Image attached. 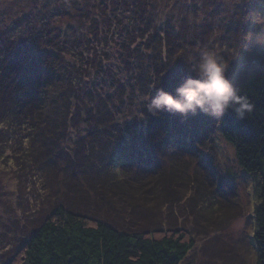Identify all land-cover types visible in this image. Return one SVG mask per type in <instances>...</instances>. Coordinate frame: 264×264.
<instances>
[{"label":"trees","instance_id":"16d2710c","mask_svg":"<svg viewBox=\"0 0 264 264\" xmlns=\"http://www.w3.org/2000/svg\"><path fill=\"white\" fill-rule=\"evenodd\" d=\"M25 1L0 45V264H186L216 204L188 170L216 136L255 179L264 264V72L234 84L243 120L154 116L145 99L174 93L201 50L233 80L234 17L209 0Z\"/></svg>","mask_w":264,"mask_h":264},{"label":"rangeland","instance_id":"374dc122","mask_svg":"<svg viewBox=\"0 0 264 264\" xmlns=\"http://www.w3.org/2000/svg\"><path fill=\"white\" fill-rule=\"evenodd\" d=\"M208 2L224 19L229 20L232 16L236 20L233 26L234 29L237 28L236 35L243 43L244 52L238 60L233 84H239L255 74L264 72V21L256 16L257 13L264 15V0ZM0 4L2 45L9 36L10 28L21 21L23 16L26 17L29 6L25 0H0ZM242 13L245 16L240 17ZM240 29L241 31H238ZM22 30L23 28L20 29ZM12 31L14 30H11V35L14 34ZM215 138L214 143L199 146L202 157L199 156L188 170L190 174L202 175L208 180L206 185L211 188L216 204L210 208L213 214L208 221L199 217L198 224L194 223L192 237L196 246L186 264H257L254 215L259 202L256 195L257 186H254L255 179L238 165L233 147L219 136ZM195 146L197 149V142ZM185 155L190 156L189 153ZM217 186L219 188L215 190ZM191 204H194V201ZM194 210L196 211V208ZM191 219L194 222V218Z\"/></svg>","mask_w":264,"mask_h":264},{"label":"clouds","instance_id":"9594fccd","mask_svg":"<svg viewBox=\"0 0 264 264\" xmlns=\"http://www.w3.org/2000/svg\"><path fill=\"white\" fill-rule=\"evenodd\" d=\"M256 16L264 21V15ZM228 68L215 51L201 50L195 71L182 80L174 93L158 88L154 96L145 98L148 112L154 116L162 111L182 117L203 114L220 121L231 110L238 119H245L254 104L233 84Z\"/></svg>","mask_w":264,"mask_h":264}]
</instances>
